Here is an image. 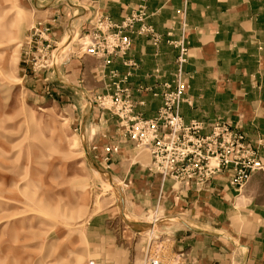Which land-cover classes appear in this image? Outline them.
Wrapping results in <instances>:
<instances>
[{"label": "crops", "instance_id": "1", "mask_svg": "<svg viewBox=\"0 0 264 264\" xmlns=\"http://www.w3.org/2000/svg\"><path fill=\"white\" fill-rule=\"evenodd\" d=\"M30 3L40 16L35 26L47 33L41 40H28L33 44L27 51L48 42L56 44L54 52L59 51L67 37L70 48L73 35L87 29L95 16L120 23L141 5L151 14L147 24L160 39L155 45L149 37L133 35L130 51L108 65L70 49L67 55L53 57L54 65L48 69L23 77L29 92L55 98L54 103L87 137L105 184L121 192L119 206L108 205L88 220L92 243L109 244L112 251L116 246L117 264H127L130 244L125 242L119 213L140 218L135 227L153 224L144 220L153 213L154 223L159 222L166 235L170 232L181 264H264V171L254 174L242 192L232 186L228 171L207 186L163 181L152 169L149 151L121 137V119L98 99L111 101L119 92L132 104L133 118L155 119L164 93L174 83L178 43L183 41L189 47L185 102L178 110L184 123H201L202 134L207 135L212 124L222 121L256 143L264 138V0Z\"/></svg>", "mask_w": 264, "mask_h": 264}, {"label": "rangeland", "instance_id": "2", "mask_svg": "<svg viewBox=\"0 0 264 264\" xmlns=\"http://www.w3.org/2000/svg\"><path fill=\"white\" fill-rule=\"evenodd\" d=\"M39 20L30 0H0V264H117V247L93 244L87 223L108 205L119 206L121 192L105 184L87 137L55 98L25 88L27 72L39 73L35 51H27ZM81 35H73L70 48L64 39L54 59L70 49L86 56ZM119 215L130 244L127 264H144L142 248L160 241L167 254L163 263L171 264L170 232L154 223L153 213L144 219L153 224L141 227H135L140 218Z\"/></svg>", "mask_w": 264, "mask_h": 264}, {"label": "built area", "instance_id": "3", "mask_svg": "<svg viewBox=\"0 0 264 264\" xmlns=\"http://www.w3.org/2000/svg\"><path fill=\"white\" fill-rule=\"evenodd\" d=\"M150 17L151 14L144 5L136 7L120 23L95 16L80 36L84 55L97 58L108 65L115 57L126 55L130 51L133 35L149 37L157 45L159 36L147 24ZM44 33L47 30L38 26L34 36L41 40ZM178 47L180 54L175 80L164 93L163 106L155 119L133 118L132 104L129 100H124L119 92L111 101L106 97H99L101 106L107 108L106 104L109 105L119 116L122 127L120 135L123 139L149 151L152 169L162 176L163 181L171 179L207 186L223 171H228L232 186L242 192L254 174L264 171V138L251 143L243 133L233 130L222 121L212 124L207 135L202 134L205 127L201 123H184L178 110L185 102L187 85L184 66L188 62L189 47L183 41L178 43ZM56 48L55 43L49 42L36 48L32 57L35 72L48 69L50 65L45 63V59L53 60ZM154 243L159 245L155 247ZM142 251L145 264H164L163 261L167 258L161 241L149 243ZM169 260L171 264L182 262L181 256L174 252H171Z\"/></svg>", "mask_w": 264, "mask_h": 264}, {"label": "bare ground", "instance_id": "4", "mask_svg": "<svg viewBox=\"0 0 264 264\" xmlns=\"http://www.w3.org/2000/svg\"><path fill=\"white\" fill-rule=\"evenodd\" d=\"M153 232H154V231H152V232H148V233H151V234H153Z\"/></svg>", "mask_w": 264, "mask_h": 264}]
</instances>
